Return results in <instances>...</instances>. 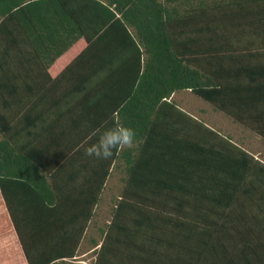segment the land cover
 Listing matches in <instances>:
<instances>
[{
	"label": "trees",
	"instance_id": "16d2710c",
	"mask_svg": "<svg viewBox=\"0 0 264 264\" xmlns=\"http://www.w3.org/2000/svg\"><path fill=\"white\" fill-rule=\"evenodd\" d=\"M263 55L264 0H0V193L26 264H76L120 162L94 264H264L235 223L264 164L172 101L190 92L264 140ZM119 125L132 149L85 155Z\"/></svg>",
	"mask_w": 264,
	"mask_h": 264
},
{
	"label": "rangeland",
	"instance_id": "374dc122",
	"mask_svg": "<svg viewBox=\"0 0 264 264\" xmlns=\"http://www.w3.org/2000/svg\"><path fill=\"white\" fill-rule=\"evenodd\" d=\"M172 101L175 102L178 109L189 115L192 114L193 117L195 116L194 118L203 122L208 128L213 129L217 133L219 132L221 136L223 135L224 137L230 138L232 142L236 143L241 149L250 153L255 160L264 164V147H262L264 140H262L260 136L246 130L227 117L224 112L213 109L211 105L203 102L190 92L182 91L175 93L172 96ZM260 151L262 154L258 156V158L255 157L256 152ZM119 164L121 169L119 168V170H117L115 168L111 177L106 182L100 205L79 246L77 256L75 257L76 264H94L96 261L97 256L93 251L100 246L93 248L92 240L99 243L102 241L99 229L105 230L106 226L109 224L112 216L113 204L116 203V199L124 186L122 178L125 173L123 165L121 163ZM247 196L248 197H245L244 201L242 195L240 196L244 206L240 216L235 220L236 228H240V235H243L242 238H244L258 254L264 255V184H258ZM6 258L7 260H5ZM18 260L21 261V264H26L19 252L15 253L14 259L11 261L6 255L5 258L3 257V259H0V264H17Z\"/></svg>",
	"mask_w": 264,
	"mask_h": 264
},
{
	"label": "crops",
	"instance_id": "0c3cea01",
	"mask_svg": "<svg viewBox=\"0 0 264 264\" xmlns=\"http://www.w3.org/2000/svg\"><path fill=\"white\" fill-rule=\"evenodd\" d=\"M68 51V50H67ZM65 51L63 54H61L60 56H58L55 60H53L50 64H48L46 66V72L47 74L49 75V77L54 80V79H57L59 78L60 74L62 73V71L65 69V67L70 64V62L76 57V55L78 53L81 52L78 51L76 54H74L72 57H70L69 59H67L66 61L62 62L61 64H59L58 66L56 67H53V69H51V67L58 61L60 60V58L67 52ZM262 60L264 61V55L262 57ZM192 117L193 115L190 114ZM195 117V116H194ZM229 117L230 119H232L233 121H235L236 123H238L240 126H242L243 128H245L246 130L250 131V132H253L254 128H249L247 126H245L244 124L238 122L237 120L231 118L230 116H227ZM16 121V118L15 120L13 121V124L15 123ZM254 126H258L256 124H254ZM3 139V136L0 134V140ZM24 140V135L23 134H16L12 141H10L12 143V145L14 147L16 146H19ZM263 140V139H262ZM262 147H264V144L262 143ZM262 153L261 151L260 152H256L255 154V157L258 158V156H260ZM256 158V159H257ZM121 163V162H120ZM117 170H119V168H116ZM121 169V168H120ZM114 168L111 169V174L113 172ZM111 177V175H110ZM109 177V178H110ZM108 178V179H109ZM123 183V182H122ZM106 185V184H105ZM124 187V186H123ZM123 189V188H122ZM101 197H102V192H101ZM100 203L98 204V206L95 208V213L97 211V208L99 207ZM81 225V221L77 220V221H73V223H69L68 222V225L67 226H80ZM86 233V232H85ZM84 233V235H85ZM22 256V258L25 260L24 256H23V253H22V250H21V246L19 244V240H18V237H17V234L15 232V229L13 227V224H12V221L10 219V216L7 212V209H6V206H5V203L3 201V198L1 196V193H0V259H3V257L5 258L6 255L8 257V259H10V261L12 259H14V255L15 253H18ZM21 258V257H20ZM19 258V259H20ZM7 260V258L5 259ZM9 261V260H8ZM15 262V261H14ZM5 263V262H4ZM13 263V262H12ZM16 263V262H15ZM26 263V261H25ZM11 264V263H9ZM17 264H21V261L18 260V263Z\"/></svg>",
	"mask_w": 264,
	"mask_h": 264
},
{
	"label": "clouds",
	"instance_id": "9594fccd",
	"mask_svg": "<svg viewBox=\"0 0 264 264\" xmlns=\"http://www.w3.org/2000/svg\"><path fill=\"white\" fill-rule=\"evenodd\" d=\"M136 132L131 127L119 125L105 128L98 140L85 148V155L99 160H109L119 150L132 149Z\"/></svg>",
	"mask_w": 264,
	"mask_h": 264
}]
</instances>
